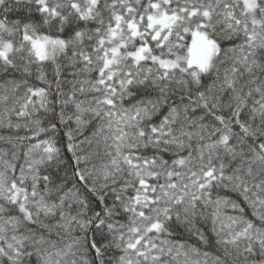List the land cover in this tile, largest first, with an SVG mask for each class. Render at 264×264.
<instances>
[{
	"label": "snow or ice",
	"instance_id": "6c2138e0",
	"mask_svg": "<svg viewBox=\"0 0 264 264\" xmlns=\"http://www.w3.org/2000/svg\"><path fill=\"white\" fill-rule=\"evenodd\" d=\"M0 264H264V0H0Z\"/></svg>",
	"mask_w": 264,
	"mask_h": 264
}]
</instances>
